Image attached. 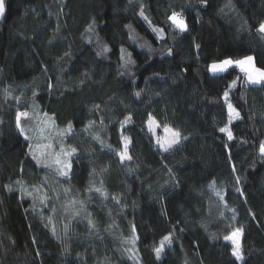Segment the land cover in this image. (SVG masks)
Here are the masks:
<instances>
[{
	"label": "trees",
	"instance_id": "trees-1",
	"mask_svg": "<svg viewBox=\"0 0 264 264\" xmlns=\"http://www.w3.org/2000/svg\"><path fill=\"white\" fill-rule=\"evenodd\" d=\"M4 5L0 264H264V82H249L236 65L208 70L245 56L264 70V0ZM173 12L187 31L173 28ZM228 104L239 119L229 122ZM17 112L28 113L25 135ZM165 125L186 137L167 152L156 144ZM123 137L130 159L121 161ZM44 142L51 158L77 149L67 176L33 159ZM63 192L61 204L75 202L71 216L58 206ZM236 228L241 260L224 239ZM169 234L157 259L153 248ZM129 236L138 263L122 251Z\"/></svg>",
	"mask_w": 264,
	"mask_h": 264
},
{
	"label": "snow or ice",
	"instance_id": "snow-or-ice-1",
	"mask_svg": "<svg viewBox=\"0 0 264 264\" xmlns=\"http://www.w3.org/2000/svg\"><path fill=\"white\" fill-rule=\"evenodd\" d=\"M4 12H5L4 0H0V15H3ZM140 15L143 16V12H141ZM144 19L147 20L148 18L145 16ZM168 20L171 21V24L175 30H178L179 32H185L188 30V25L185 22V20L181 14L173 12L171 14V16L168 17ZM92 27H93L92 25H89V31L92 30ZM153 31L157 32L158 35H162L164 30L163 29H157L154 27ZM257 31L261 34H264V21L260 22V24L257 28ZM197 47H199V45H197ZM103 51H108L106 46L104 47ZM121 51H123V49ZM66 55H67V53H66ZM253 61H254L253 56H245L239 60H233L231 58H226V59L220 60L219 62H213L211 65H209V71L213 72V73L224 72L230 66L236 65L241 69V71H243L245 73L247 80L249 82L259 84L262 81H264V70L256 67L255 64L253 63ZM129 62H131V61H129ZM233 83H235V82H233ZM34 95H35V93H34ZM136 95L139 96L140 94L136 93ZM227 96H228V93L225 92V99H227ZM27 116H28L27 112H17L16 127L19 129L21 135H25L24 128L21 126V117H27ZM228 118H229V122H231L234 119L240 118L239 112H237L235 110V108L232 107L231 104H228ZM126 120L130 121V117L126 118ZM0 122H2V121H0ZM154 125L156 127L159 126V125H156L155 120H153V118L151 116H149L148 128H149V131L153 132V135H155ZM68 130L71 131V123H69V125H68ZM219 130H220V132L227 134L228 140H230V141L233 140V138H234L233 134L227 126L220 128ZM164 133H165V136L163 138L156 137V144L159 145L160 148L165 152L169 151L174 145L178 144L181 139H186V137H182V134L180 131L174 130V129L168 127L167 125L164 126ZM94 138L99 139L98 137H94ZM25 139L27 140L28 137L25 136ZM123 142H124V151L118 153V155L121 158V161H123L125 159H130V157L128 156V153H127L128 143H129L128 138L123 137ZM225 146L227 147V145H225ZM46 147H51V145H47ZM29 148L31 150L32 146L29 145ZM76 151H77V149L74 147L69 148L67 150L62 149L61 153L57 154L54 158L43 159V160L40 158V156H45L44 153H41L40 156H37L36 152L33 151L32 155H33V159H35L38 164L43 163L45 167H51L53 164H55L58 166L57 167L58 173L61 176H67L68 170H70L72 167V164H71L69 158ZM259 154H260V157L262 159H264V141H261V143L259 145ZM48 155H50V154H48ZM61 155L64 157L63 159H61ZM6 187H8L9 191L12 190L10 186H6ZM22 191H26V190L22 189ZM96 191L99 192V191H101V189L97 188ZM237 191H239V189H237ZM27 195H32V193L27 192ZM217 195H219V193H217ZM221 199H223V197H221ZM233 219H234V217H233ZM89 223H91V221H89ZM134 231H135V229H133V232ZM242 232H243L242 228H236L229 235H226L224 237L225 240L230 241L232 243V245H233L232 255L234 257H236L237 260L243 259L242 254H241V247L242 246L240 243V238L242 236ZM135 240H136V237L133 236L131 239V243L133 245L135 244ZM171 242H172L171 234L165 235L160 240L159 245L155 246L153 248V251H154L157 259L160 258L161 253L164 251L165 245L170 244ZM129 251H131V249H129Z\"/></svg>",
	"mask_w": 264,
	"mask_h": 264
},
{
	"label": "rangeland",
	"instance_id": "rangeland-1",
	"mask_svg": "<svg viewBox=\"0 0 264 264\" xmlns=\"http://www.w3.org/2000/svg\"><path fill=\"white\" fill-rule=\"evenodd\" d=\"M1 16V15H0ZM254 63V61H253ZM212 64V63H211ZM210 64V65H211ZM208 70H209V67H208ZM263 70V69H262ZM219 73V72H218ZM264 82V81H262ZM22 118H25V117H21ZM155 129V127H154ZM165 136V133H164V129H162V132H161V135H160V138H163ZM46 143H42L41 145V148H40V153H44L45 155H48L50 154L48 157L51 158L53 156L52 152H51V147H46ZM52 154V155H51ZM64 157L62 156L61 159H63ZM55 191H58V190H55ZM63 197H61L60 195L57 196L58 199H60V204L58 206H61V210L64 211L65 214H67L68 216H71L72 214V210H73V207L75 206V202L74 201H71L69 200L65 205L61 204L62 202V198H65L64 201L67 200V194L63 192ZM63 201V202H64ZM65 206V209H62V207ZM55 221L56 222L58 220V217L55 215ZM133 236H129V237H125V238H121V248H122V251L125 255L126 258H128L130 261H133L135 263H138L139 261V256H138V252H137V246H136V240H135V244L133 245L131 243V239H132ZM129 249H131V251H129Z\"/></svg>",
	"mask_w": 264,
	"mask_h": 264
},
{
	"label": "crops",
	"instance_id": "crops-1",
	"mask_svg": "<svg viewBox=\"0 0 264 264\" xmlns=\"http://www.w3.org/2000/svg\"><path fill=\"white\" fill-rule=\"evenodd\" d=\"M240 69V68H239Z\"/></svg>",
	"mask_w": 264,
	"mask_h": 264
}]
</instances>
